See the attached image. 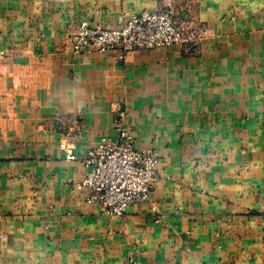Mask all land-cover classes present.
<instances>
[{
	"label": "crops",
	"instance_id": "1",
	"mask_svg": "<svg viewBox=\"0 0 264 264\" xmlns=\"http://www.w3.org/2000/svg\"><path fill=\"white\" fill-rule=\"evenodd\" d=\"M165 5L205 40L67 45ZM119 126L159 157L122 218L73 186ZM0 264H264V0H0Z\"/></svg>",
	"mask_w": 264,
	"mask_h": 264
},
{
	"label": "built area",
	"instance_id": "2",
	"mask_svg": "<svg viewBox=\"0 0 264 264\" xmlns=\"http://www.w3.org/2000/svg\"><path fill=\"white\" fill-rule=\"evenodd\" d=\"M206 36L205 27L180 20L176 10L165 5L131 17L123 15L114 29L82 23L66 41L74 52L94 48L123 60L138 49L198 46ZM134 142L133 136L119 126L115 139L101 138L82 159L85 171L73 186L77 190L86 189L87 201L96 204L106 217L122 218L131 206L150 201L158 178L159 157L137 150ZM66 157L78 160L73 153ZM151 209L157 216L155 204Z\"/></svg>",
	"mask_w": 264,
	"mask_h": 264
}]
</instances>
